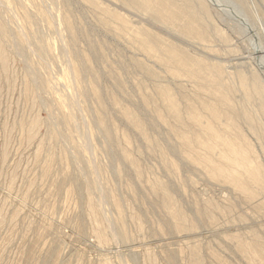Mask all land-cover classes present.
Masks as SVG:
<instances>
[{"label":"rangeland","instance_id":"1","mask_svg":"<svg viewBox=\"0 0 264 264\" xmlns=\"http://www.w3.org/2000/svg\"><path fill=\"white\" fill-rule=\"evenodd\" d=\"M218 1L229 13L212 6L213 24L229 41L215 34L207 49L115 0H0V264H264V135L256 134L264 133V100L247 106L253 124L241 121L251 157L263 165L260 183L246 182L244 191L208 167L225 166L222 149L196 145V135L207 140L201 103L211 95L172 75L103 10L118 5L133 29L170 37L237 74L247 68L250 42L236 20L249 7L264 34V1ZM20 34L25 47L15 41ZM70 66L82 79L77 89ZM165 87L181 120L167 108ZM191 100L202 125L189 123Z\"/></svg>","mask_w":264,"mask_h":264},{"label":"bare ground","instance_id":"2","mask_svg":"<svg viewBox=\"0 0 264 264\" xmlns=\"http://www.w3.org/2000/svg\"><path fill=\"white\" fill-rule=\"evenodd\" d=\"M115 1L117 2L118 5L123 6L128 10L138 12L142 16L148 17L149 19H152V21H155L159 25L165 27V29L170 31V33L172 32L177 36L183 37V38H185L191 42H195L199 45L204 46L205 44L206 45L210 44V42L214 38L213 36H215V34H219L220 38L223 39L224 41H229V37L225 33L221 34L222 30L218 27L219 25L215 26L214 25L215 23L213 22V18H212L213 16L211 13L212 12L211 8H213L212 6L216 7L218 9V11L220 12V13L217 12L216 15L219 13V15L222 14V16H227L228 15L227 13H229L224 8L225 6L223 7V6H221L222 4L221 5L219 4L218 0H115ZM245 1L246 0H244V2ZM262 1H264V0H262ZM70 3H71V0H70ZM76 3H78V2H76ZM115 4L116 3H114L113 5H115ZM93 5L98 9L105 6L104 3L99 5L95 2H93ZM118 5H115L114 9H111L110 7L107 6L108 9L106 7H104L103 10L104 11L106 10V12L109 13L112 18L116 19V21L118 20L119 22H121L126 27V29H128L129 31H132L131 37H133V40L135 41L136 44H138V47L140 49H142L144 52H146V54L147 53L150 54L151 57L153 56L155 58L161 59V61L163 62L162 64L163 65L165 64L169 68V71L171 73H173L172 75H174V76L176 75L177 77L185 75V77L188 78L189 80L193 81L194 84H196L199 89H201L202 91L204 90V92L206 91L208 93V95H211L210 96L211 100L209 99V102H204L203 99L202 100L204 103L200 102L203 105V107L206 109V111H208L207 113H209L208 114L209 115V121L211 120V122H209V121L206 122L205 129H204V134H205V137L207 140L205 141L203 139L204 137H200L196 134H195L196 136L194 134L193 135L197 138L196 139V141H197L196 145H200L204 150L214 151L215 149H218V148L222 149L221 150L222 152L220 153L221 154L220 160L225 161V166H223V165H220V166L221 167L223 166L225 168L222 167L224 170L223 169L221 170L219 168L220 166L216 165L215 163L210 162L211 161L210 159L208 160V162H210V163H208V167H211L214 170L213 171L214 174L215 173L217 175L220 174L221 177L225 178L226 183H228V181H229L230 183H234L236 185H239L240 187H243L244 191L247 189V186H245L246 182L248 184L249 183L259 184L260 183L259 182L260 177L258 175L261 174L260 172H262V170H263L261 167L263 165H261L259 162V164H260V166H259V164L258 163L256 164V162H255L256 159L255 158H254L255 160L252 159L251 152L253 153V149L249 145L251 143L244 136L243 131L241 129V125H242L241 121H243V122L247 121V122H250V124H253L256 121V117H254L248 113L247 106L252 104L253 103L252 101H254V99L257 97H258V101L264 100V45L262 44L263 42L260 41V38L264 37V36H262L264 34L261 33L262 34L261 35L262 37H261L260 33L256 32V30H254L255 25H257L256 27L259 26L258 24H256L258 22L259 18H256L257 16L254 17V15H255L254 10L248 7L249 13L246 12V14L248 13L247 16L244 15V17H246L244 19V21H243V18H241L240 21L236 20L240 24V26L242 27L243 33L246 34L248 41L250 42V45H248L249 46V53H248V57H247V59H248L247 68H245L244 71L237 72V74H234V73L230 74L227 72L228 69H226L225 67H223L219 63L218 64L212 63L210 61L211 59H209L208 57H206L204 55H202L201 57H194L190 51L186 50V48L184 49V48L180 47V45L169 41L170 37L167 40H164V38L159 37V35L157 33L155 34V32L153 33L152 31H150L146 28H140L137 30L133 29L132 26L134 24L132 25V23H130L122 14H120L119 11H117V9H120V7ZM241 5L245 6L243 3ZM84 7H86V6H84ZM252 8H253V6H252ZM215 12H216V10H215ZM219 17L220 16H218V18ZM259 20H261V18ZM263 20H264V18H263ZM234 21H235V19H234ZM156 23H154V25H156ZM65 25L67 26V29L69 30V32L71 33V35L73 37L74 28L71 24V21L68 18H66V20H65ZM113 25H114V23H113ZM236 26H238V25H236ZM229 29H230V26H229ZM239 29H240V27H239ZM258 29H260V27L257 28V30ZM242 30H241V32H242ZM2 31H3L2 36L6 37L3 39H7V41H8L7 31H5L4 28H2ZM75 35H77V34H75ZM15 41H16V43L20 44V46L25 47L24 43L26 42V39H25L24 35L22 36L20 34V36H18L15 39ZM73 41H75V40H73ZM206 45L204 47H206ZM45 46H43V44H42V46L39 47L38 50L40 53L47 52L46 51L47 48ZM206 48L209 49L210 47L207 46ZM21 49H22V47H21ZM69 63H71V62H69ZM245 64H246V62H245ZM69 68H71V70L69 69L71 71V72H69V77H70V75L73 77L72 80H74V82L73 81L72 82L74 84L72 86H75V83L78 81L81 82L82 79H80V76L78 75V70L76 67H75L76 69L73 68L72 66H70ZM148 71H150V70H148ZM150 73L152 74V71L149 72V74ZM236 79L239 80V88H237L238 87V86L236 87L237 84L235 85L233 82V80H236ZM96 81H97V79H96ZM41 82H43V81H41ZM77 84L79 85V82ZM47 85H49V84H47ZM68 85H71V84L69 83ZM72 86H71V88H73ZM75 87H76L75 89H77V86H75ZM166 87H165V89H162V90H164V92H163L164 94L161 92L160 93L164 95L163 98H164V101L167 105L169 112H172L171 114L175 116L176 120H178V119L181 120V117H183V116H181L180 111H179V108H180L179 103L176 100L175 96L170 92L169 87H168V89ZM162 88H164V87H162ZM45 89H47V88H45ZM160 89H161V87H160ZM238 89L242 93L241 96L237 97L236 94L231 95L233 90H238ZM171 91H172V89H171ZM83 92H85V91H83ZM196 92H195V95H196ZM75 93L77 94L76 91H75ZM72 96H74V95H72ZM259 97H260V99H259ZM177 98L179 99V97H177ZM198 98H197V100H198ZM207 100H208V98H207ZM192 102H193L192 100L190 103L188 102L189 103V109L188 110H191V112L188 111L189 113H187V115L190 116L189 119H191L190 120L191 122L189 121V123L193 124V126L202 125L204 117H202L203 118L202 119L201 116L197 113V111L200 112L199 107L197 108L196 111L194 110V107L196 106V102L194 101L195 105L194 104L192 105ZM188 103H187V106H188ZM261 107L264 108V102L263 101L261 103ZM202 110H204V109L202 108ZM259 110H262V109H259ZM102 119H104V118H102ZM62 120H64V119H62ZM68 120L70 121L71 118L66 117V121H63V122L65 123ZM186 120L187 121L184 120L185 123L186 122L188 123V119H186ZM215 121H219L220 124H222L224 126L223 130L220 131V129H217V126H215ZM250 128H252V126ZM255 129H256V127H255ZM255 129L253 131H255ZM88 131H89V129H88ZM255 132H253V133H255ZM86 133H88V132H86ZM180 133H181V135H182V133H183V135H186V134H184V132H180ZM185 133L188 134V132H186V131H185ZM88 134H87V136L91 135V134H89V135ZM256 134H259V136H261V137L264 135L263 131H261L260 133H256ZM189 135H190V137H192L191 133ZM195 137L193 139H195ZM89 138L90 137H88V139ZM89 140L87 143H89ZM190 141L192 142L193 140L188 139L187 144ZM193 144H195L194 141L191 143V145H193ZM88 148H90V147H88ZM124 153H125V151H124ZM89 155H91L89 158H93L92 154H89ZM192 157H193V155H192ZM189 158H191V157H189ZM195 159H197V158H195ZM259 167L262 170L259 169ZM90 168H92V166ZM96 171L97 170H94L93 173L95 174ZM97 174H99V172ZM216 174L214 176H216ZM261 176H264V175H261ZM243 177H245V179L247 177L248 181H246L247 180L246 179L244 182ZM232 185L233 184H231V186ZM261 185H262V183H261ZM248 188H250V184H249ZM258 188H260V187H258ZM88 189H89V193H90V191H91L90 185L88 186ZM252 190H253V188H252ZM257 191H258V189H257ZM250 193L255 194L256 192L250 191ZM103 194H104V192H103ZM245 194H246V192H245ZM254 197L255 196H253V198H252V196H251L252 199H254ZM104 198H105V195H104ZM250 200H248V201L250 202ZM252 202H253V200H252ZM258 202H260V201H258Z\"/></svg>","mask_w":264,"mask_h":264}]
</instances>
